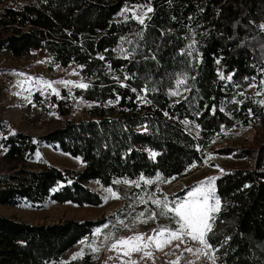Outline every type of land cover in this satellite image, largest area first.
<instances>
[{
	"label": "trees",
	"instance_id": "16d2710c",
	"mask_svg": "<svg viewBox=\"0 0 264 264\" xmlns=\"http://www.w3.org/2000/svg\"><path fill=\"white\" fill-rule=\"evenodd\" d=\"M131 4L152 8L143 25L132 15L122 17ZM193 42L195 51L185 55ZM42 48L52 62L78 66L89 87L75 92L100 105L99 116L68 120L36 138L12 131L0 115V164H10L0 172V205L42 207L51 200L100 206L104 199L90 181L123 193L126 187L114 181L182 176L225 131L264 122V106L257 102L264 98L257 87L249 91L253 81L264 80V0H32L0 11V52L19 57ZM181 73L194 77L187 81L191 91L171 97ZM221 73L232 79L221 80ZM143 89H155L147 92L151 104L138 101ZM237 99L242 103H232ZM35 100L44 105L39 94ZM52 102L57 113H68L63 99L53 96ZM41 142L81 157L83 168L47 160L33 167ZM220 150L251 158L252 167L218 176L221 210L209 243L219 249V264H264V139L257 148ZM125 216L116 211L34 224L0 215V264L58 263L92 239L96 228Z\"/></svg>",
	"mask_w": 264,
	"mask_h": 264
},
{
	"label": "rangeland",
	"instance_id": "374dc122",
	"mask_svg": "<svg viewBox=\"0 0 264 264\" xmlns=\"http://www.w3.org/2000/svg\"><path fill=\"white\" fill-rule=\"evenodd\" d=\"M29 1L32 0H0V11L7 6L19 7ZM148 8L150 7L141 4L128 5L122 13V17L132 15L133 12L139 17L147 11ZM151 12H147L144 21L150 17ZM0 72L5 73L8 77V81L11 83L10 98L6 96V86L0 84V115L6 119L12 131L21 130L37 138L63 126L68 120L83 121L99 116L100 105L96 102L86 101L78 96L75 92L78 88L74 87L71 88L70 95L68 88H65L63 85H55V87L59 89L62 98H57L55 95L41 96L39 92L33 89V94L31 96L32 103H28L24 99V96L28 95V92L22 91V89L16 85L18 81L24 80L25 77L13 75L14 72L24 73L25 76L34 78L43 77L48 81L71 80L74 82L83 81L89 84V80L79 73L76 64L62 66L59 63L52 62L47 51L43 48L19 57L12 55L8 50L1 51ZM74 72H78L79 74H73ZM24 87L27 88L28 85ZM254 89L255 87H251L249 91H253ZM17 92H22V94L16 95L15 93ZM36 94H39L42 98L44 103L43 106L37 104L35 100ZM53 96H55L56 99H63L65 103H67L68 113L64 115L57 113L56 106L52 102ZM262 96L264 98V95ZM73 97H75V99H73ZM79 101L83 102L78 103ZM89 104L92 106H87ZM263 139L264 122L257 127L240 126L225 131L213 141L212 149L207 151L206 157L209 154L213 157L211 160H208L207 163H204L205 157L201 163L196 164V167H191L184 175L174 178L165 179L159 173L165 182H156L152 186L141 183L140 187H135L132 184L120 183L126 187L123 193L114 190L112 187H106L99 181L92 180L88 185L99 192L103 199L105 196L110 195L105 191L106 188H112L119 197L109 198L107 201L104 199V203L100 206H79L73 203H57L47 200L42 207H34L31 205H0V215L34 224H52L67 219H97L103 215H108L116 211L126 212L125 217L109 226L108 229H104L100 236L93 237L90 240H82L68 250L62 256V259L55 264H125V262L130 264L132 260L136 261L137 264H170L171 261H177L178 257V264H189V262H191V264H212L205 256L197 258L193 253L186 252L184 250L185 245L180 244L179 241H172L171 244L165 245L159 249L153 244L149 249V251L152 252L151 258L142 259V253L140 252L132 253L129 258L123 255V249L121 248L109 250L110 243L104 239V235L112 233L115 238H127L136 234H143L147 237L153 235L152 230L159 225H171L172 221L162 216H157L155 220H149L147 223L134 219L138 213L145 211V209L159 212V209L155 208L150 202L147 204L139 203V197L144 196L145 199H147L149 194L155 192L157 196L162 198L166 195L171 200L173 197L184 196L188 190L199 182L204 181L207 177H218L225 171L233 168H250L252 167L251 158L229 155L223 153L221 150L218 152V150L221 148H234L237 150L257 148ZM37 153H39V158L36 156V160L32 162L33 167L39 166L43 160H47L60 167L82 169L84 166L81 157L62 152L55 146L45 142L40 143ZM9 166V163L2 162L0 164V172L8 169ZM220 170L223 171L221 172ZM155 178L156 176L150 179L155 180ZM157 189H159L158 192L156 191ZM181 191H183V194H179ZM146 217L147 213L145 218ZM120 221H123V223L121 224ZM93 239H95L94 244H92ZM177 244H180L179 248L176 247ZM89 245L99 248V251L91 252ZM188 246L193 250L200 247L198 242H190ZM81 252L84 253L83 256L75 259L73 258ZM215 264L219 263L215 261Z\"/></svg>",
	"mask_w": 264,
	"mask_h": 264
},
{
	"label": "snow or ice",
	"instance_id": "6c2138e0",
	"mask_svg": "<svg viewBox=\"0 0 264 264\" xmlns=\"http://www.w3.org/2000/svg\"><path fill=\"white\" fill-rule=\"evenodd\" d=\"M152 9L148 8L141 16L137 17L135 12L132 13V18L137 19L140 24H144V17L147 15V12H151ZM123 54V58H127L128 53L124 52L123 48L118 49ZM195 51V42L188 45L185 50V55L191 56ZM100 59H104L103 56L99 57ZM155 59V56L151 57ZM219 59L216 60V63L219 64ZM83 66H81L82 68ZM110 67V66H109ZM73 74L78 75V72H74ZM13 75L24 76L25 79L17 82V87L21 88L22 91L28 92V95L24 96V99L28 103H32L31 96L33 94V89L41 94V96L46 95H55L57 98H62L60 96V91L55 85H63L65 88L69 89V94L71 95V88H79V89H87L89 87L88 84L83 81L74 82L71 80H56V81H48L43 77L34 78L30 76H25L24 73L14 72ZM219 78L221 80H231L232 76L225 77L223 73L220 74ZM117 83H120L119 78H115ZM125 80L131 79V77L125 76ZM189 79H194V77H189L187 74L181 73L175 79V87L173 90L168 92V95L171 97L181 96L183 92L191 91V89L187 86V81ZM28 85L27 88L24 86ZM251 86L257 87L258 91L256 95H264V80H261L259 84L253 81ZM50 90V91H49ZM132 91L135 93L137 89L133 88ZM144 95L137 93V99L140 103L143 104H151L152 101L147 99L148 91H155V89H143ZM16 95H21L22 92L15 93ZM239 95L243 96L244 93L241 92ZM75 99V97H73ZM120 97H116V103L119 102ZM83 101H79L78 103H82ZM177 103L180 101L177 100ZM262 106H264V100L257 101ZM109 104H112L113 101H109ZM232 103L241 104V100H233ZM91 107L92 105H87ZM215 111V109H213ZM223 111V109H220ZM168 115L167 112L164 113ZM199 115V114H198ZM249 115H252L251 110H249ZM184 124H189L188 120L183 121ZM198 127V125H197ZM11 134L15 135L14 132ZM3 147V145H0ZM199 150V148H198ZM37 158H39V153L36 154ZM150 157L155 158L157 153L150 152ZM213 157L209 154L204 163H207L208 160H211ZM197 165L194 163L192 167H196ZM215 167V166H214ZM221 172L223 170H220ZM218 177H207L204 181L199 182L197 185L193 186L190 190H188L184 196L182 197H173L171 200L165 195L162 198L157 196L156 193H151L145 199L144 196L139 197V203L147 204L151 203L155 206V208L159 209V212L150 211L145 209L137 214L134 218L139 220L140 222L147 223L149 220H155L157 216H162L170 221H172L171 225H159L157 228L153 229V235L145 237L143 234H136L127 238H115L114 234L108 233L104 235V239L110 243L109 250H115L117 248L123 249V255L126 257H131L132 253L140 252L142 253V259L151 258L152 252L149 251L151 246L155 244L156 248H162L165 245L171 244L172 241H179L180 244L185 245V251L189 253H193L197 258L200 256L207 257L208 260L215 264L216 256L215 253L219 251L218 248H214L209 243V233L213 232V226L216 222V216L221 210V200L216 194L215 189V181ZM156 182H165L164 179L160 176V174L156 175L155 180L150 178H145L143 175L140 176L137 181H129V180H116L115 184H132L135 187H140L141 183L144 185L152 186ZM247 187V186H246ZM55 191V189H54ZM105 191L109 193V196H105L104 199L107 201L109 198H119L118 194L113 191L112 188H106ZM157 192L159 189L156 190ZM147 213V217L145 218ZM122 224L123 221H120ZM109 224H104L102 227H98L93 234V237H98L102 234L104 229H108ZM190 242H198L200 247L193 250L189 247ZM95 243V239L92 240V244ZM180 244H177L176 247L179 248ZM89 249L91 252H98L99 248L92 247L89 245ZM84 253H78L73 258H78L83 256ZM111 259V257H110ZM179 257L177 261H171L170 264H178ZM128 264V262H125ZM130 264H137L136 261L132 260ZM191 264V262H189Z\"/></svg>",
	"mask_w": 264,
	"mask_h": 264
},
{
	"label": "built area",
	"instance_id": "2783aa9c",
	"mask_svg": "<svg viewBox=\"0 0 264 264\" xmlns=\"http://www.w3.org/2000/svg\"><path fill=\"white\" fill-rule=\"evenodd\" d=\"M8 77L6 76L5 73L0 72V84H3L6 86V96L8 98L11 97V93H10V87H11V83L8 81L7 79Z\"/></svg>",
	"mask_w": 264,
	"mask_h": 264
},
{
	"label": "crops",
	"instance_id": "0c3cea01",
	"mask_svg": "<svg viewBox=\"0 0 264 264\" xmlns=\"http://www.w3.org/2000/svg\"><path fill=\"white\" fill-rule=\"evenodd\" d=\"M10 112V111H9Z\"/></svg>",
	"mask_w": 264,
	"mask_h": 264
}]
</instances>
